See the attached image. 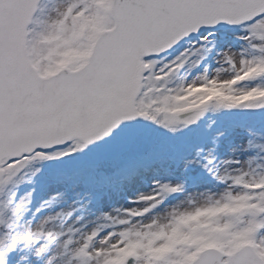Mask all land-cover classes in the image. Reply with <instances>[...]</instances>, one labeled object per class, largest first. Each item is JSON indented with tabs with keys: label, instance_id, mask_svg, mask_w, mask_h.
Returning a JSON list of instances; mask_svg holds the SVG:
<instances>
[{
	"label": "snow or ice",
	"instance_id": "6c2138e0",
	"mask_svg": "<svg viewBox=\"0 0 264 264\" xmlns=\"http://www.w3.org/2000/svg\"><path fill=\"white\" fill-rule=\"evenodd\" d=\"M0 264H264V0H0Z\"/></svg>",
	"mask_w": 264,
	"mask_h": 264
}]
</instances>
